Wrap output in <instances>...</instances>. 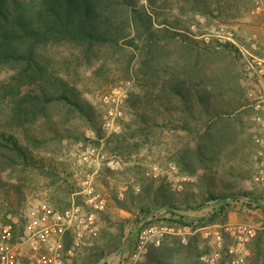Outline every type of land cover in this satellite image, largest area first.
Instances as JSON below:
<instances>
[{"label": "rangeland", "instance_id": "1", "mask_svg": "<svg viewBox=\"0 0 264 264\" xmlns=\"http://www.w3.org/2000/svg\"><path fill=\"white\" fill-rule=\"evenodd\" d=\"M256 1H260L262 6L259 13L254 12ZM139 4H143L148 9H151L153 5L158 8L161 7V0L154 2L139 0ZM162 11V14L155 16L156 23L162 22L163 14L167 17L175 15L183 27H188L187 34L196 39L191 47L180 41L178 37L173 40H164L159 52L162 66L167 70L173 66L177 69L183 67L192 75L205 76L209 79L208 83L214 85L213 88L222 91L227 95L226 97L240 101L233 114L215 123L210 129L213 139L219 135L223 140L212 146V150L201 152V165L195 167L194 172L181 169L171 158L173 151L181 148L186 142H190L191 147L199 142L200 137L192 131L165 128L157 132L156 138L150 136L149 140L143 142L135 137L130 139L129 143H125L121 149H113L107 139L124 132L128 123L131 124L127 101L131 94H141L135 82L136 71L139 67L138 52L134 48L125 46L124 50H118L112 57L108 53L99 61L93 60L91 63H86L85 60L77 61L75 54L77 51L72 50L68 45L59 44L53 48L49 47L46 52L53 58L51 65L63 75H67L69 80L77 86L81 98L94 107V121H97L102 135L96 134L95 129L85 117L64 113V110L57 106L49 108V116L46 119L40 118L32 126L22 124L14 120L15 112L11 98L0 96V130L15 133L23 144L27 143L24 137L26 131L35 133L38 137H44L43 146L32 147L34 156L43 163L44 168L51 167L58 171L61 177H66L76 190L69 197L61 193L56 194L54 187L48 185L49 178L38 169L32 167L11 169V167L4 166L1 161L3 178L8 182L18 184L20 189L6 187L1 190L0 225L5 223L6 219L15 222L28 202L43 199L54 204L59 198L63 201L61 204L66 206L67 197L70 201L75 199V194L80 195L78 181L91 170L80 164L78 159L81 149L90 144L101 147L106 155L116 156L122 162L118 170L102 167L91 177L97 192L106 200V205L104 210L97 211L95 215L98 227L96 236L88 238L86 242H99L103 237L116 234L120 227L123 229L121 249L112 253V257L108 255L103 258L101 264H119L122 255L132 248L131 239H135L138 232L133 218L135 210L127 211L117 207L114 197L117 199L116 195L122 187L126 189L123 198L117 199L119 201L125 198L130 188L138 192L135 186L138 185L140 189L139 181L142 172L143 175L150 176L147 173L152 163H157L163 170L162 174L154 179H162L174 192L192 188L198 193V199L203 197L207 187H211L214 193L223 191L238 194L228 197L231 204L230 210L237 212L235 215L241 219L238 222L255 226L256 233L242 247L238 246L234 257L242 255L243 260L237 264H264V243L258 252L251 249V243L257 232L264 231V200L259 198L264 194V177L262 180L255 179L264 156L260 157L257 154L258 149L254 140L259 128L254 117L264 116V111L254 107L256 103L264 104L261 101L264 99V81L258 74L256 63V58L261 57L263 52L264 0H236L234 7L224 9L222 15L219 13L206 15L191 10H179L176 7L170 9L165 7ZM217 33H231L232 41L225 44L231 43L235 48L227 50L223 45L217 47L215 37ZM206 36L207 39H205ZM205 43L208 44L205 45ZM130 53L134 57L126 72L123 63ZM11 72L8 67L0 66V82L6 80ZM165 73L162 72L161 75ZM124 81H130L131 88L123 104L120 131L106 135L101 128L100 96ZM193 124L192 122V128L195 127ZM50 128H56L57 135L54 136ZM101 138H103L102 142L99 140ZM2 158L4 159V156ZM169 161L176 167L174 174L193 177V181L184 183L180 191L176 190L167 180L165 170ZM3 167L6 169L2 170ZM203 174L206 176H202ZM240 191L250 192L252 197H243ZM234 197L238 200H232ZM255 202L258 203L257 206ZM59 204L60 202H56L55 206ZM215 204L216 201H210L200 210H181L180 213L188 218L204 217L212 211ZM258 212H262V218L257 215ZM157 215L167 217L163 210L157 212ZM225 223L234 222L229 221L227 217L224 222L218 221L205 226L217 227ZM202 227L196 230L191 229L190 233L185 234V242L180 241L176 235L163 236L159 246L164 241L171 242L170 245L173 247L169 260L171 264H209L203 261L201 256L213 252L216 245L210 237L205 236L206 229ZM194 236H196L197 245L195 251L186 248L190 238ZM231 245L236 247V241L225 237L220 248V257L213 264H233L232 254L228 252V247ZM150 246L155 245L150 244L148 250ZM147 254L148 251L145 256L146 262Z\"/></svg>", "mask_w": 264, "mask_h": 264}, {"label": "trees", "instance_id": "2", "mask_svg": "<svg viewBox=\"0 0 264 264\" xmlns=\"http://www.w3.org/2000/svg\"><path fill=\"white\" fill-rule=\"evenodd\" d=\"M235 1L161 0V7L155 8L153 5L148 9L139 4V0H0V66L12 71L6 80L0 82V96L11 98L14 120L22 124L32 126L38 119H46L49 108L57 106L64 113L85 117L96 134L101 136L97 121H94V107L81 98L77 86L67 75L51 65L53 58L46 52L47 48L68 45L77 51V61L85 60L86 63L99 61L108 53L112 57L118 50H124L125 46L134 48L139 55L135 82L141 94H131L127 101L131 124L128 123L124 132L109 137L107 142L113 149H121L132 138L137 137L146 142L150 136L156 138L157 132L165 128L192 131L200 137L199 142L194 147L186 142L173 151L171 158L181 169L194 172L195 167L201 165V152L212 150V146L223 140L219 135L213 139L210 129L233 114L240 101L226 97L222 91L213 88L214 85L208 83L209 79L205 76L192 75L183 67L165 69L159 54L164 40L178 37L191 47L196 39L187 34L188 27H183L175 15L167 17L163 14L161 23L154 20L165 7L222 15L224 9L234 7ZM223 47L227 50L235 48L231 43ZM133 57L130 53L123 63L126 72ZM162 72L166 73L161 75ZM49 130L54 136L57 135L56 128ZM24 137L27 143L23 144L15 133L0 130V163L2 161L4 166L11 169L36 168L49 178L48 185L54 187L56 194L69 197L75 193L73 184L66 177H61L51 167L44 168L43 163L34 156L32 147L43 146L44 137L28 131L24 132ZM5 169L3 167L2 170ZM143 174L138 192L130 188L123 200L114 197L117 207L135 210L133 218L138 232L143 226L157 221L189 225L193 230L218 221L224 222L231 206L228 197L238 195L223 191L214 193L211 187H207L203 197L198 199V193L192 188L174 192L162 179ZM6 187L20 189L18 184L3 178L0 164V192ZM240 193L246 198L251 196L247 191ZM68 197L66 206L61 204L63 201L59 198L51 204L62 210L70 204ZM259 198L264 200V194ZM232 200L238 199L234 197ZM210 201H216V204L207 216L188 218L180 213L181 210H200ZM56 202L60 204L55 206ZM74 202H82L81 196L75 194ZM161 210L167 217L157 215ZM22 212L15 222L6 219L2 224L10 225L12 241L19 240L23 232ZM122 233L120 227L111 237H103L95 243L87 241L67 264H98L106 256L121 249ZM195 238H190L186 248L193 251L197 249ZM135 239H131L132 244ZM70 240L71 234L66 232L64 247L70 244ZM170 243L164 241L160 246H150L146 263L171 264L169 260L173 247ZM263 243L264 231H259L251 243V249L260 251Z\"/></svg>", "mask_w": 264, "mask_h": 264}, {"label": "built area", "instance_id": "3", "mask_svg": "<svg viewBox=\"0 0 264 264\" xmlns=\"http://www.w3.org/2000/svg\"><path fill=\"white\" fill-rule=\"evenodd\" d=\"M261 10L260 1H256L254 12L259 13ZM215 37L217 47L232 41L231 33H217ZM256 63L258 74L264 81V43L262 56L256 58ZM130 88V81H124L101 94L100 121L101 128L106 135L120 131L122 108L129 96ZM261 101L264 102V99ZM254 107L264 111V104L256 103ZM254 120L259 127L254 140L258 149L257 154L261 157L264 156V116L256 115ZM99 140L102 142L103 138ZM78 162L91 170L78 181V193L82 198V204L75 203L72 199L67 207L58 210L43 199L28 202L22 212L24 228L19 240L12 241L10 225H0V264H67L88 238L96 236L98 227L95 215L97 211L104 210L106 200L97 192L91 177L102 167L118 170L122 162L116 156L106 155L101 147L90 144L81 149ZM260 165L256 180H262L264 177L262 167L264 160L260 162ZM162 171L160 165L152 163L147 174L158 178ZM165 172L167 180L178 191L183 188L184 183L193 181L190 175L174 174L176 167L170 161L167 162ZM125 189L126 187H122L118 191L117 199L123 198ZM135 189L139 190V186L136 185ZM202 229H206L205 236L210 237L216 245L213 252L201 256V259L209 264L215 263L220 257V248L225 237L236 241V247L233 245L228 247V252L232 254L231 262L233 264L241 262L242 255L234 257L238 246L242 247L256 233L255 226L242 222L225 223L217 227L204 226ZM190 231L189 225L166 224L164 221L149 223L139 230L132 248L122 255L119 264H147L145 256L150 244L159 245L166 234L176 235L180 241L185 242L184 235ZM66 232L71 234V240L70 244L64 247Z\"/></svg>", "mask_w": 264, "mask_h": 264}, {"label": "crops", "instance_id": "4", "mask_svg": "<svg viewBox=\"0 0 264 264\" xmlns=\"http://www.w3.org/2000/svg\"><path fill=\"white\" fill-rule=\"evenodd\" d=\"M238 207V206H237ZM235 213H237V212H235V211H231V210H229V212H228V217H229V221H231V222H238V220H241L240 218H239V216H236L235 215ZM257 215L260 217V218H262V212H258L257 213ZM112 254H110L109 256H111ZM117 256H119V255H117ZM112 257V256H111ZM109 258V257H108ZM108 258H106V260H109ZM103 262V259L98 263V264H101Z\"/></svg>", "mask_w": 264, "mask_h": 264}]
</instances>
